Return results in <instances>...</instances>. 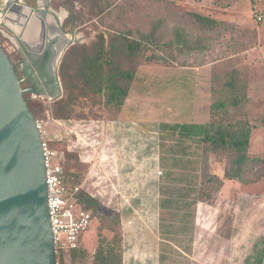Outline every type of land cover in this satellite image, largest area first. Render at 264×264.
Wrapping results in <instances>:
<instances>
[{
    "label": "rangeland",
    "instance_id": "rangeland-1",
    "mask_svg": "<svg viewBox=\"0 0 264 264\" xmlns=\"http://www.w3.org/2000/svg\"><path fill=\"white\" fill-rule=\"evenodd\" d=\"M49 3L56 11L61 8L66 16L73 6L77 19L63 31L74 42L66 49L75 43H89L99 31L128 32L139 37L156 26L153 44L144 53L152 60H139L119 115L86 100L84 106L76 104L75 111L90 110L97 119L72 118L59 124L51 113L54 100L39 96L26 99L35 119L41 120L47 131L50 145L63 152L66 184L76 185L100 201L99 211L82 236V248L88 254L86 264L99 236L111 238L106 226L114 213L119 216L122 231V264H243L252 243L264 234V165L257 170L263 173L258 181L244 184L224 179L214 204L196 207L192 241L189 231L180 228V216H175L179 222L176 237L161 249L158 187L165 169L159 161L158 125L193 119L224 123L247 120L253 125L249 155L264 158V0ZM192 12L211 16L221 24L203 30ZM258 15L262 16L260 20ZM48 29L54 31L50 25ZM178 30L189 40H196L194 49H180L174 42ZM231 74L235 75L234 88L222 81ZM59 80L63 96L65 90ZM212 104L219 107L211 111ZM120 150L123 159L115 165L114 154L119 155ZM188 154L194 162L190 174L200 175L203 170L222 174L223 162L216 155H204L195 145ZM158 170L162 172L159 176ZM230 228L231 236L226 238ZM70 253L56 255L58 264L59 260L61 264H81L71 260ZM161 254L165 256L162 260Z\"/></svg>",
    "mask_w": 264,
    "mask_h": 264
},
{
    "label": "trees",
    "instance_id": "trees-1",
    "mask_svg": "<svg viewBox=\"0 0 264 264\" xmlns=\"http://www.w3.org/2000/svg\"><path fill=\"white\" fill-rule=\"evenodd\" d=\"M67 10L68 16L63 25L74 23L77 19L73 6ZM191 16L206 31L213 30L221 23L220 20L208 15L192 12ZM155 33L156 26H152L146 33H140L139 37H133L128 32L99 31L89 43H75L69 46L58 65L57 73L65 95L51 104V113L55 121L61 124L72 118L97 119V114H92L90 110L75 111V105L84 106L87 104L86 100H91L92 104H101L114 116L119 115L135 79L139 60L142 57L152 60L144 53L149 45L153 44ZM187 37L178 30L174 42L180 49H194L196 40H189ZM234 77L235 75L231 74L222 81L234 88ZM27 105L32 111L31 103L27 101ZM218 107L219 105L212 104L211 111ZM252 128L253 125L247 120L240 119L229 123L217 121L159 123V161L165 169L158 187L161 249L167 241L176 237L174 234L177 232L179 222L174 219L175 216H180L182 220L180 228L189 231L188 238L192 241L197 204L213 205L215 194L224 179L245 184L256 182L262 177L263 173L260 174L257 170L264 165V158L249 155ZM192 145L200 148L204 155H216L223 162L222 174L205 170L200 175L190 174L188 170L193 171L194 162L189 158L188 150ZM54 149L58 152L67 178L63 152ZM75 197L79 207L88 210L93 219L99 211L100 201L82 189H78ZM118 218V214L114 213L111 222L106 226L112 232L110 239L99 236L89 264H122L120 244L122 231ZM231 232L232 228L225 237L229 238ZM70 252L71 260L86 264L88 254L81 244ZM164 257V254H161L159 259L162 260ZM61 263L62 260H59V264ZM243 264H264V234L252 243L251 251L245 256Z\"/></svg>",
    "mask_w": 264,
    "mask_h": 264
},
{
    "label": "water",
    "instance_id": "water-1",
    "mask_svg": "<svg viewBox=\"0 0 264 264\" xmlns=\"http://www.w3.org/2000/svg\"><path fill=\"white\" fill-rule=\"evenodd\" d=\"M52 14L47 0L35 5L7 0L4 5L0 32L21 60L17 71L0 46V264H57L41 137L23 95L28 92L51 101L62 95L57 65L74 40L66 39L54 56L55 90L45 82L37 62L48 49L47 15ZM31 23L35 30L30 36ZM37 76L42 82L39 90L33 87ZM25 79L28 86L23 87Z\"/></svg>",
    "mask_w": 264,
    "mask_h": 264
},
{
    "label": "built area",
    "instance_id": "built-area-1",
    "mask_svg": "<svg viewBox=\"0 0 264 264\" xmlns=\"http://www.w3.org/2000/svg\"><path fill=\"white\" fill-rule=\"evenodd\" d=\"M6 1L0 0V28L4 26L3 12ZM261 18V15L257 16L258 20ZM35 120L41 137L50 228L55 254L60 255L78 248L81 236L90 226L92 217L88 210L77 204L75 194L79 187L66 184L58 152L49 145L48 134L41 120Z\"/></svg>",
    "mask_w": 264,
    "mask_h": 264
},
{
    "label": "flooded vegetation",
    "instance_id": "flooded-vegetation-1",
    "mask_svg": "<svg viewBox=\"0 0 264 264\" xmlns=\"http://www.w3.org/2000/svg\"><path fill=\"white\" fill-rule=\"evenodd\" d=\"M48 34H49L48 35V42H49L48 49H46V52L43 55V57H40V59H38L37 62H38L39 69L43 75L45 82H47V85H49L52 90H55L54 79H53V59H54V52L56 50L58 41L57 39H55L56 36L54 32L48 31ZM0 46L5 51V53L9 56L13 64H15V69L18 71L19 70L18 64L21 60L20 54L18 53V51H15L12 48V46L9 44V41L6 38H4L1 33H0ZM8 47L10 48V50L8 49ZM41 85H42L41 79L39 78V76H37L36 83L33 85V87L35 88V90H39L42 87ZM22 86L23 87L28 86L27 79L24 80V82L22 83ZM23 95L26 99H28L30 96L28 92H24Z\"/></svg>",
    "mask_w": 264,
    "mask_h": 264
},
{
    "label": "crops",
    "instance_id": "crops-1",
    "mask_svg": "<svg viewBox=\"0 0 264 264\" xmlns=\"http://www.w3.org/2000/svg\"><path fill=\"white\" fill-rule=\"evenodd\" d=\"M45 1V0H44ZM37 2H39V3H42L43 4V0H37ZM47 3L48 4H50L49 3V0H47ZM29 5H33L32 3H28ZM49 9H51V11L53 12V14L52 15H47V22H48V27H49V25L50 26H52V28H53V32H55V38L57 39V41H58V43H57V46H56V50H55V52H54V56L56 55V53L58 52V49H59V47L61 46V45H63L64 44V42H65V40L66 39H69V35L67 34V33H65L64 31H63V28L64 27H67L66 25H63V22H64V20L66 19V15H64L63 13H62V11H61V8H60V10H58V11H56L55 9H52L51 7H50V5H49ZM68 11V10H67ZM55 19H57L58 21H59V23L57 24L56 22H55ZM221 24V23H220ZM219 24V25H220ZM57 34V35H56ZM198 73H201V71L200 70H198ZM198 89L199 88H196V90H195V94L196 93H198ZM200 90H201V88H200ZM205 91L206 90H204L203 89V91H202V93H203V97H205L204 96V93H205ZM199 96L200 95H198V96H196L194 99H196L195 101L197 102V99L199 98ZM30 98H33V97H31V96H29ZM192 122H200V121H198V120H196V119H193V120H191ZM165 122V121H164ZM185 122H187V121H185ZM114 157L116 158L115 159V161H114V163H115V165H118V163H120V161H119V158L120 159H123L122 157H121V150L119 151V155H117L116 153L114 154ZM160 170H158L157 171V176H159V175H161L162 174V172L159 174L158 172H159ZM199 204H201V203H198L197 204V208H198V206H199ZM91 224V223H90ZM83 236V235H82ZM82 236H81V239H80V244L82 245Z\"/></svg>",
    "mask_w": 264,
    "mask_h": 264
},
{
    "label": "bare ground",
    "instance_id": "bare-ground-1",
    "mask_svg": "<svg viewBox=\"0 0 264 264\" xmlns=\"http://www.w3.org/2000/svg\"><path fill=\"white\" fill-rule=\"evenodd\" d=\"M35 30V27H34V24L31 23L29 25V28H28V31H27V34H29L30 36L33 34V31ZM57 35V34H56ZM54 38V37H53ZM56 39V38H55ZM46 66V65H45Z\"/></svg>",
    "mask_w": 264,
    "mask_h": 264
}]
</instances>
